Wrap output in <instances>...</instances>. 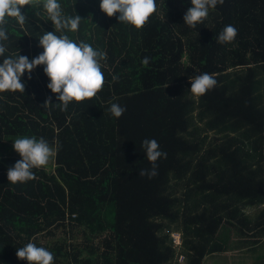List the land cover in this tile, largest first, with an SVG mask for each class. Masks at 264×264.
Wrapping results in <instances>:
<instances>
[{"label": "trees", "instance_id": "16d2710c", "mask_svg": "<svg viewBox=\"0 0 264 264\" xmlns=\"http://www.w3.org/2000/svg\"><path fill=\"white\" fill-rule=\"evenodd\" d=\"M60 2L82 16L69 37L107 54L104 84L66 111L44 106L59 101L42 65L25 73L24 92H0V145L35 135L57 147L52 166L23 183L7 179L20 157L0 154V264H28L16 248L29 240L53 251L55 264H203L264 248V0H223L196 28L183 21L190 0H157L139 29L99 0ZM21 10L29 21L9 19L6 55L31 59L53 24L40 0ZM227 24L236 38L220 43ZM203 72L217 84L196 97L190 79ZM111 102L126 111L112 116ZM145 138L167 154L151 177L140 174L152 168Z\"/></svg>", "mask_w": 264, "mask_h": 264}, {"label": "clouds", "instance_id": "9594fccd", "mask_svg": "<svg viewBox=\"0 0 264 264\" xmlns=\"http://www.w3.org/2000/svg\"><path fill=\"white\" fill-rule=\"evenodd\" d=\"M35 0H0V92L25 91V73L31 77L32 70L38 65L48 77L47 87L57 93L59 104L46 100L44 106L52 104L66 111L73 101H82L97 95L104 84L103 61L107 54L85 40H74L69 32L78 31L82 16L75 12L66 14L60 0H40V6L46 13V20L53 24V30L45 31L38 37L42 51L29 59L27 55L8 54L10 36L7 28L10 18L23 25L28 20L22 6L32 7ZM223 0H190L183 15L185 24L196 28L207 18L210 9H214ZM100 9L108 16L117 14L121 23L141 28L153 13L158 12L157 0H99ZM237 28L227 24L219 32L220 43L234 41ZM148 57H144L147 63ZM115 79V77H113ZM190 92L199 97L217 84L214 74L200 73L190 79ZM108 111L114 117H120L126 107L118 102H111ZM13 149L19 154L7 169V179L12 183H23L34 178V168L46 166L55 155L57 147L51 145L43 136L21 135L12 140ZM146 156L152 162L151 170L141 169L140 174L149 177L156 175V161L167 154L162 151L155 138L142 141ZM18 258L26 259L28 264H55L54 253L49 248L29 240L16 248Z\"/></svg>", "mask_w": 264, "mask_h": 264}, {"label": "crops", "instance_id": "0c3cea01", "mask_svg": "<svg viewBox=\"0 0 264 264\" xmlns=\"http://www.w3.org/2000/svg\"><path fill=\"white\" fill-rule=\"evenodd\" d=\"M264 253L263 246L256 243V249L247 250H228L221 253L208 255L204 258L203 264H253L258 261L259 254Z\"/></svg>", "mask_w": 264, "mask_h": 264}, {"label": "rangeland", "instance_id": "374dc122", "mask_svg": "<svg viewBox=\"0 0 264 264\" xmlns=\"http://www.w3.org/2000/svg\"><path fill=\"white\" fill-rule=\"evenodd\" d=\"M12 143H13L12 140L7 141V143H4V144L1 143V145H0V154H9V155L19 156V154L13 149ZM53 162H54V156L50 159L49 163L46 166H44V167L50 168L52 166V163ZM52 169L53 168H51V170ZM61 233H62L61 230H57L56 236L60 235ZM42 239H43V241H45V238L44 237Z\"/></svg>", "mask_w": 264, "mask_h": 264}, {"label": "built area", "instance_id": "2783aa9c", "mask_svg": "<svg viewBox=\"0 0 264 264\" xmlns=\"http://www.w3.org/2000/svg\"><path fill=\"white\" fill-rule=\"evenodd\" d=\"M171 236H172V243H173V246L178 249L181 245V235H180V232L178 231H174L171 233ZM177 260L179 263H183L184 262V256L182 254H179L178 257H177Z\"/></svg>", "mask_w": 264, "mask_h": 264}]
</instances>
